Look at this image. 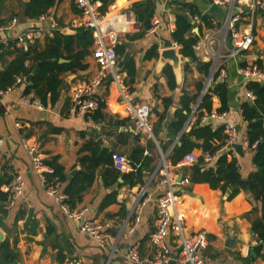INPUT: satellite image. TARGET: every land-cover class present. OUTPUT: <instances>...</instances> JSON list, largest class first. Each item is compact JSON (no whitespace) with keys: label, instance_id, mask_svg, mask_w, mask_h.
<instances>
[{"label":"crops","instance_id":"0c3cea01","mask_svg":"<svg viewBox=\"0 0 264 264\" xmlns=\"http://www.w3.org/2000/svg\"><path fill=\"white\" fill-rule=\"evenodd\" d=\"M26 1L28 0L4 1L0 19L5 22L0 27H6L0 29V42L5 39L15 40L26 29L44 27L42 36L32 45L41 50L48 38L53 37V31L58 30V26L70 28L71 33L63 34H73L75 29L80 28L78 25L81 18L75 0V9L72 8V0H62L47 14L40 15L44 17L43 20L40 16L29 18L23 14ZM144 1L146 0H113L105 12H109L110 5L114 4L115 10L121 13L119 23L122 25L117 28L123 29L114 45V48L119 46L114 70L135 103L150 105L149 122L154 138L137 130L133 120L125 115L122 100L118 97L115 84L111 82L112 78L109 80L108 76L95 88L99 100L98 109L84 115L71 112L69 101L75 87L94 79L98 74V67L91 55L92 46L84 58L86 68L61 74L59 94L52 103L48 100L43 104L34 90H28L30 81L27 82L26 78L0 97V136L4 138L0 150L1 243L7 242L15 250L17 258L14 264H109L106 261L107 254H104L106 245L85 236L79 230L78 221L69 219L54 197L46 192L42 175L32 170L30 156L21 143L22 138H27L30 143L38 146L44 163L57 156L58 163L63 166L69 178L82 169L78 159L92 154L84 148L89 141L97 143L96 153L106 150L111 154L120 153L129 157L131 166L124 172L114 165L98 166L94 181L74 207H87L86 217L101 222L112 234L122 232L125 235L114 250L116 252L110 264H137L126 256L127 250L134 245L140 256L152 252L149 236L157 222V201L167 190L163 175L165 171L161 164L163 155L167 174L174 178L172 187L180 186V190L174 191L178 211L183 216L186 227L193 231H206L208 243L201 251L204 264H264V240H260L251 227L252 220L262 214L260 199H255L249 190L244 191L238 186L239 191L227 199L230 189V193L226 195V191L212 189L207 183L189 181L183 185L176 182L180 175L189 179L190 166L196 163L199 156H202L206 167H209L218 153L229 149L237 159L240 179L247 180L248 175L256 170L252 162L253 146H248L247 121L241 107L244 101L253 103L255 95L247 88V84L255 80L245 79L239 67L252 63L264 73V11H257L252 21L249 18L242 20V27L252 25L254 41L248 51L232 56L229 54L230 36L227 35L222 42L226 6L214 5L210 0H151L154 13L150 25L153 17H157L159 23L154 30L151 26L143 30L131 5ZM190 4L197 7L207 19L198 15L191 16L187 9ZM177 14L192 19L190 32L199 36L194 46L196 56L200 62L210 61L211 65L209 73L205 74L199 69L197 62L183 61L179 73L173 70L176 82V88L173 89L168 85V79L162 70L170 62L160 60V51L168 47L180 49V45L171 36ZM47 19L55 27L51 28ZM10 23L12 25L9 26ZM211 34L214 40L210 43V48H218L221 44V56L217 58L205 52L204 42ZM153 46H156L158 54L149 56ZM15 58L13 48L8 49L0 61V70H4ZM130 59L134 63V80L127 85L124 83L127 76L124 66ZM257 82L264 83V80ZM216 83H224L226 87V109L223 110H220L221 101L213 90ZM249 91L252 92V97L248 95ZM205 93L211 96L209 113L224 112L225 116L220 119L209 117V113H205L206 119L199 120V124H208L213 130L222 126L224 135L225 123L233 124L234 143L242 145L243 154L239 155L232 146L225 147L224 141L213 154L202 153L201 148L194 147L190 152L196 158L191 164L182 162L184 156L172 162L174 147L181 145V134L187 133L197 121L196 109ZM184 95L196 97L189 102L191 110L182 129L175 132L172 126L176 121L175 112L181 110L182 113H187L183 108L184 102L181 101ZM164 98L170 99L167 105L163 102ZM190 140L199 143L202 141L195 140L194 137H190ZM206 156H211L209 162H205ZM71 171L73 174L69 176ZM15 173L23 175L25 187L24 194L13 201L2 192L1 186L8 183ZM127 173H132L133 183L124 178ZM113 174H116L114 180ZM63 186L64 184L59 186L61 192ZM142 187L146 188V196L149 198L140 209L139 219L135 220L130 214ZM186 190L191 193L185 192ZM111 197L115 198V202L103 206V201ZM122 205L125 206L124 215L120 212ZM227 236L233 239L231 246L227 244ZM169 243L173 245L170 240ZM259 244L261 247L255 249Z\"/></svg>","mask_w":264,"mask_h":264},{"label":"trees","instance_id":"16d2710c","mask_svg":"<svg viewBox=\"0 0 264 264\" xmlns=\"http://www.w3.org/2000/svg\"><path fill=\"white\" fill-rule=\"evenodd\" d=\"M4 1L5 0H0V10L3 7ZM61 1L62 0H28L24 5L23 14L29 18H38L42 14H47L52 7L57 6ZM73 1L74 0H72V8L75 9ZM93 1L99 2V10L105 12L107 6L113 0ZM131 8L135 13L136 19L141 22L143 30L149 29L151 26L150 19L154 13V4L152 1L146 0L141 3H132ZM187 9L191 16L198 15L204 20L207 19L206 15H202L201 11L191 4L187 6ZM4 22L5 20L0 19V25ZM191 28L192 24L188 22L187 18L183 14H177L175 28L171 36L174 41L180 45V54L187 57L189 61L197 62L199 69L205 74H208L211 62H200L198 60L194 46L198 42L199 36L190 32ZM53 33V37L48 38L44 48L41 50L35 47L33 48L32 46L26 51L13 49L16 52V58L11 61L4 70H0V89H5L14 84L17 76L26 78L33 72L30 83L27 86L28 90H34L43 104H46L48 100L52 103L59 94V87L62 83L60 78L61 74L87 67L84 58L89 54L90 47L93 44L91 30L80 27L75 29V33L73 34H63L59 30H54ZM118 47L119 46H115L116 52ZM156 49V46H153L149 56H154ZM7 51L8 49L0 48V61ZM60 58L68 61L59 63L58 59ZM44 59H53V61L37 66V62ZM26 60L30 62L28 66L25 65ZM242 64H244V62ZM124 70L127 74L124 83L127 85L133 83L134 63L132 59L127 61ZM162 70L168 79L170 88H176L172 67L166 64ZM247 88L254 93L255 98L252 104L248 101H244L241 107L243 117L247 121L246 138L248 146L251 148L255 143L252 149V162L256 166V170L251 172L247 177L248 188L251 195H253L255 199H260L262 203V214L260 217L252 220L251 227L258 238L264 240V83L249 81ZM213 90L221 101L220 110L226 109L225 84L216 83ZM195 97L196 96H192L190 98L187 95L182 97L181 101L184 102L183 108L187 113L184 114L181 110L175 112L176 121L172 124L175 132H179L182 129L187 119V114L191 110L189 102L194 100ZM210 98L211 96L209 93H205L201 97L196 109L198 110L197 121L187 133L181 134V145L174 147L173 156H175V158H173V156L171 157L172 162L182 159V157L194 147L201 148L202 153L213 154L225 141L226 135L223 134L222 126L213 130L210 125H200L198 122L205 113L210 112ZM169 101V98L163 99L165 105H167ZM190 137L202 141L200 143L191 141ZM214 141L218 143L214 144ZM84 148L91 151L92 154L83 155L78 159L82 169L76 171L70 178L66 174L63 166L58 163L57 156H53L45 161V163L52 168L51 173L45 174L46 182L59 181L60 184H64L63 193L67 195L66 202L71 208L76 207V204L81 201L82 194L94 181L98 166L101 164L113 165L110 152L104 150L96 153L97 143L89 141L85 144ZM215 157L216 159L213 160L211 165L206 167L202 156H199L196 163L190 166L191 174L189 181L192 183H207L210 188L220 189L222 192L230 189L231 193L227 197V199H230L239 191V188L236 186V182L240 179L237 159L232 155V150L230 149L218 153ZM137 173H140V167L137 169ZM131 177L132 173L124 175L126 180L133 183ZM115 178L116 174H113V180ZM113 202H115V198L111 197L103 201V206ZM120 212L124 215V205L120 208ZM259 247H261V244L257 245L255 249ZM0 255V264H14L17 258L15 250L11 249L7 242L1 243Z\"/></svg>","mask_w":264,"mask_h":264},{"label":"built area","instance_id":"2783aa9c","mask_svg":"<svg viewBox=\"0 0 264 264\" xmlns=\"http://www.w3.org/2000/svg\"><path fill=\"white\" fill-rule=\"evenodd\" d=\"M134 1V0H133ZM136 1V0H135ZM212 4L217 6L227 7V16L224 23V34L222 42L225 41L227 35L230 36L231 50L230 55H237L248 51L254 41V33L252 25H245L242 27V20L249 18L250 21L254 18L257 11H264V0H210ZM76 7L80 14L79 27L90 29L93 37L91 55L98 67L97 76L81 85L75 87L70 96L69 109L71 112L77 115H84L91 113L98 109L99 100L95 94V88L105 81L108 75L112 76V81L117 89L118 97L122 100V110L126 116H128L134 122V126L137 130L142 131L148 137H152V125L149 122V115L151 107L147 103H135L131 99V95L128 92L126 86H124L116 74L114 67L116 65L117 54L114 48L118 40L119 34L122 29H118L117 26H121L120 15L116 9V5H110V11L102 13L99 10V3L93 0H75ZM113 10V11H112ZM236 10V12H235ZM43 20L44 17L40 16ZM11 22L14 23V20ZM159 23L157 17H153L151 20V27L153 30ZM12 25L11 23L9 26ZM8 26V25H7ZM6 26H1L0 29ZM44 27H32L26 29L15 40H3L0 42V48L4 49H21L28 50L30 46L34 44L36 39L42 36ZM214 40L213 34L208 35L205 39V52L207 55L217 58L221 56V44L218 48H210V43ZM30 62L25 61V65L28 66ZM240 73L245 79L255 78L257 81L264 80V73L252 63H246L240 65ZM223 75V73H221ZM23 77L17 76L15 83L0 89V97L4 96L14 85L21 82ZM256 81V80H255ZM250 97L253 96L252 92H247ZM196 108V107H195ZM209 117H217L223 119L225 113H209ZM206 114L201 117V121L206 119ZM19 126L18 124H16ZM225 147L232 146L235 140V127L233 124L225 123ZM4 138L0 136V150L3 145ZM22 146L29 154L32 170L38 174H41L45 184L46 192L54 197L58 202L62 211L71 220L78 221L79 230L87 237L91 238L95 242L109 246L111 252L117 249V243L125 235L119 232L115 236L106 230L105 226L90 217H86L87 207L71 208L66 202L67 195L59 190V181L46 182L45 174L51 173L52 168L44 163L41 157L38 146L30 143L27 138H22ZM255 146V143L252 145ZM147 153V152H146ZM195 155L189 152L184 155L182 162L185 164H191L195 160ZM111 159L116 169L124 172L131 166V161L128 156L120 153H112ZM205 162L211 160V156L204 158ZM161 164L165 171L164 181L167 185V190L158 198V217L154 230L149 236V243L152 246V252L140 256L137 247L134 245L127 250L126 256L128 260L137 264H204V259L201 255L202 249H204L208 243L206 231L190 230L184 223L183 216L178 211L177 196L173 191L174 178H170L167 174V166L165 164V156L161 157ZM189 183L187 177L181 178L179 184L186 185ZM25 181L21 173H15L8 183L1 186L2 192L7 194L11 200L18 199L24 194ZM149 196H146L145 187L140 188L138 199L134 208L131 211L130 216H133L135 220H138V214L145 201ZM169 240L173 242V245L169 243Z\"/></svg>","mask_w":264,"mask_h":264},{"label":"water","instance_id":"95a60500","mask_svg":"<svg viewBox=\"0 0 264 264\" xmlns=\"http://www.w3.org/2000/svg\"><path fill=\"white\" fill-rule=\"evenodd\" d=\"M187 20L192 23V19L190 17H187ZM46 22L48 23V25H50L51 28L55 27L53 25V23L50 21V19H47ZM57 29L62 32V33H71L69 30L70 28L68 29L67 27H57ZM194 31H197L196 28H193ZM160 60L163 62L165 60H169L170 62V66L172 67V71L175 70L177 73H179V69H180V64L183 62V61H189V59L185 56H183L182 54H180L179 50H177L175 47H168V48H164L160 51ZM53 59H44V60H40L37 62V66H41L45 63H50L52 62ZM67 60L65 59H58V62L59 63H63V62H66ZM117 71V70H116ZM33 74V72L26 77V81L29 82L30 81V78H31V75ZM112 78L111 75H108V79L110 80ZM252 80H256L255 78H252ZM100 141V140H99ZM232 147L235 149V151L239 154V155H242V145L238 144V143H233L232 144ZM73 174V171L70 172L69 176H71ZM181 178L182 176L180 175L177 179L176 182H180L181 181ZM118 180H121L120 177H118ZM236 186L240 187L241 189H243L244 191H248V182L246 179H239L237 182H236ZM174 190H180V186H175L173 187V191ZM185 192L187 193H191L189 190H186ZM230 193V190H226L225 194L228 195ZM3 240V234L2 232L0 231V243L2 242ZM226 240H227V244L231 246L232 244V240L230 238V236H227L226 237ZM108 256H107V263H108Z\"/></svg>","mask_w":264,"mask_h":264},{"label":"rangeland","instance_id":"374dc122","mask_svg":"<svg viewBox=\"0 0 264 264\" xmlns=\"http://www.w3.org/2000/svg\"><path fill=\"white\" fill-rule=\"evenodd\" d=\"M203 37H204V35H203ZM177 50L179 49V47H175ZM216 48V47H215ZM214 48V49H215ZM146 189V188H145ZM140 190V189H139ZM117 234L118 233H113V235L115 236V239H116V236H117ZM120 241V240H119ZM119 242L117 243V246H119ZM116 252V251H115ZM115 252H111V248L109 247V246H106V248H105V250H104V254H107V256H108V262H109V264L111 263V260H112V258H113V256H114V253ZM107 261V260H106Z\"/></svg>","mask_w":264,"mask_h":264},{"label":"bare ground","instance_id":"6f19581e","mask_svg":"<svg viewBox=\"0 0 264 264\" xmlns=\"http://www.w3.org/2000/svg\"><path fill=\"white\" fill-rule=\"evenodd\" d=\"M118 4V3H117ZM119 5V4H118Z\"/></svg>","mask_w":264,"mask_h":264}]
</instances>
